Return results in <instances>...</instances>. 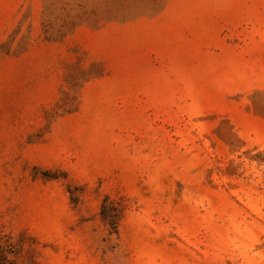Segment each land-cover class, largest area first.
Segmentation results:
<instances>
[{"label":"rangeland","instance_id":"1","mask_svg":"<svg viewBox=\"0 0 264 264\" xmlns=\"http://www.w3.org/2000/svg\"><path fill=\"white\" fill-rule=\"evenodd\" d=\"M0 230L17 264H264V0H0Z\"/></svg>","mask_w":264,"mask_h":264},{"label":"trees","instance_id":"2","mask_svg":"<svg viewBox=\"0 0 264 264\" xmlns=\"http://www.w3.org/2000/svg\"><path fill=\"white\" fill-rule=\"evenodd\" d=\"M18 250L11 237L0 230V264H17Z\"/></svg>","mask_w":264,"mask_h":264}]
</instances>
